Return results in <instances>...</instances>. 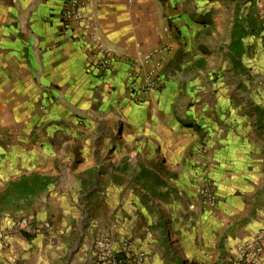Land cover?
Returning <instances> with one entry per match:
<instances>
[{"label":"crops","instance_id":"crops-1","mask_svg":"<svg viewBox=\"0 0 264 264\" xmlns=\"http://www.w3.org/2000/svg\"><path fill=\"white\" fill-rule=\"evenodd\" d=\"M67 2L0 0V264H95L100 237L150 264H231L264 230V32L245 27L248 0H89L85 39ZM93 33L114 52L106 74L88 69ZM167 44L171 70L136 101L146 69L130 76L131 60ZM21 218L53 230L15 233Z\"/></svg>","mask_w":264,"mask_h":264},{"label":"built area","instance_id":"built-area-1","mask_svg":"<svg viewBox=\"0 0 264 264\" xmlns=\"http://www.w3.org/2000/svg\"><path fill=\"white\" fill-rule=\"evenodd\" d=\"M264 7V0L261 2ZM89 0H68L67 6L62 13L63 22L67 28H73L72 34L80 39H85V29L89 25V17L86 7ZM68 31V30H67ZM167 38L172 33L168 27L164 28ZM92 42V52L88 61V69L98 74L108 73L115 60L114 52L95 34L88 35ZM174 47L167 44L153 52L145 54L139 59L131 60V74L135 77L142 68L146 69L144 82L137 86V93H134L136 101L141 102L143 97L156 90L165 78L167 59L171 56ZM199 197L202 199L203 210L214 209L217 206V197L210 187L199 190ZM15 233L28 236H36L44 231L53 230L50 222L35 223L29 218H21L15 224ZM0 241L7 243L6 232L0 231ZM123 248H118L116 242L109 237H100L94 246L95 264H150L147 255L141 251H133L129 241L124 240ZM264 258V230L258 232L255 240H248L237 246V254L231 259V264H261Z\"/></svg>","mask_w":264,"mask_h":264},{"label":"rangeland","instance_id":"rangeland-1","mask_svg":"<svg viewBox=\"0 0 264 264\" xmlns=\"http://www.w3.org/2000/svg\"><path fill=\"white\" fill-rule=\"evenodd\" d=\"M262 1L263 0H248V4H244V6H242V8L238 11L242 19H244L245 16L250 18L247 22H245V27L248 28L249 32H255L252 34V37L255 39L258 37L260 32H264V7L261 3ZM236 26L237 23L235 22L234 28ZM168 64L166 65L165 72H167V70H171Z\"/></svg>","mask_w":264,"mask_h":264},{"label":"trees","instance_id":"trees-1","mask_svg":"<svg viewBox=\"0 0 264 264\" xmlns=\"http://www.w3.org/2000/svg\"><path fill=\"white\" fill-rule=\"evenodd\" d=\"M26 237H29L28 235H26Z\"/></svg>","mask_w":264,"mask_h":264}]
</instances>
